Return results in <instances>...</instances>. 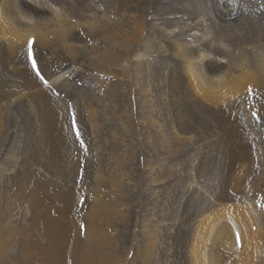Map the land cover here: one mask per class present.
I'll use <instances>...</instances> for the list:
<instances>
[{
  "label": "bare ground",
  "instance_id": "bare-ground-1",
  "mask_svg": "<svg viewBox=\"0 0 264 264\" xmlns=\"http://www.w3.org/2000/svg\"><path fill=\"white\" fill-rule=\"evenodd\" d=\"M56 4L53 0H0V99H9L16 107L19 102L28 103L33 108L34 159L44 168L55 169L54 185L62 186L60 190L48 188L53 177L40 175L36 166L30 173L4 171L6 177L8 172L13 176L10 186L0 190V264H130L133 259L135 264H155L149 260L157 256L149 223H145L149 239L139 249L137 244L131 245L135 248L131 257L127 255L130 248L125 253L118 250L117 227L125 220L122 208L117 207L114 194L109 197L98 168L87 175L88 171L72 168L66 153L71 109L69 113L66 103L52 94H66L69 107L78 114L77 121L93 138L95 130L102 127L99 123L106 125L98 121L97 113L102 116L100 107L113 98L110 83L117 79L116 83L122 84L114 75H123L124 63L138 47L158 53V75H184L188 83L193 78L198 98L203 95L205 99L206 122L217 139L213 140L216 160L213 147L207 146L206 184L201 179V184L194 186L186 179L185 190L192 189L195 196L190 195L184 205L191 215H182L189 221L196 214V226L184 232L186 224L181 218L180 227L169 228L183 240L184 264H264V0H158V9L152 6L158 12V23L147 26L144 40L139 18L118 15L117 21L98 17L94 26L84 28L92 40L88 50L82 44L89 40L77 34L71 17ZM227 32L243 37L242 46L238 44L230 59L213 51ZM133 57L139 61L141 55L136 52ZM32 59L38 63L36 69ZM174 59L177 68H166V61ZM142 70L150 71L147 64ZM74 77L87 85L86 95L82 86L73 82ZM81 93L84 98L76 102ZM142 96L139 107L147 112V118L150 97L147 92ZM55 130L60 132L56 136ZM155 139H160L159 152L169 158L191 142L177 132L169 138L159 133ZM9 158L3 157L0 166H6ZM79 172L82 180L73 187L70 173ZM201 212L204 215L199 217ZM164 227L169 225L158 224V231Z\"/></svg>",
  "mask_w": 264,
  "mask_h": 264
},
{
  "label": "rangeland",
  "instance_id": "rangeland-1",
  "mask_svg": "<svg viewBox=\"0 0 264 264\" xmlns=\"http://www.w3.org/2000/svg\"><path fill=\"white\" fill-rule=\"evenodd\" d=\"M46 1L50 2L51 0ZM53 1L57 3L55 5L57 9H60V11L62 10V13L71 17V20L76 26L75 29L77 34L79 33V35L81 34L80 37L82 36L81 38L89 40V42L86 40V43L82 44L87 48V50L92 40L90 37H86L87 35L84 28L94 26L98 17H103L104 19H117V21H119L120 15H128L133 18H139L141 20V24L143 25V33H141V38L143 37V40L144 38L146 39L145 34L147 35L146 31L148 30L149 24L158 23V21H156L158 18V12L155 11V9H158V0ZM167 1L170 2V0ZM30 15H32V12ZM145 22L147 24H145ZM242 38L243 37L239 36V33H224L221 35L218 41L219 43L213 47V51L216 55H222L226 57V59L235 57L234 54L237 53L238 44H241L242 46ZM156 41L162 42V40L160 41L159 39H156ZM134 52L140 53L141 57L139 61L142 62L141 64L138 60H134ZM133 53H131L132 56L130 55L131 60L124 63L125 66L123 75H114L116 78L119 77L122 79V84H119L120 81L119 83H116L117 79L110 83L112 84L111 88L113 91V98L104 104L106 107H100L104 113H102V116L97 113L99 119L97 120L99 122H106V125L104 126L101 125L102 123H99L102 127L95 130L93 138L92 136H87V133H85L81 124L77 121L76 116H78V114H75L74 108H70L71 105L69 100H67L68 98L66 99V94L62 95L63 97H60L58 96V93L55 94V92L52 91L54 96L60 98V101L63 100V103H66L67 106H65L68 108L69 113V109H71L70 114L67 112L69 114V117L67 116L69 123L68 131L71 132V137L68 140L66 153L68 152L70 155L71 163L73 164L72 168L74 170L77 168L80 172L88 171L85 173V175H87L89 172H92L93 169L98 168L99 171L103 173L101 177L106 182V190L109 197L115 196V198L118 199L116 202V204H118L117 207L122 208L121 211L125 216L123 225L117 227L118 239L116 240V245L120 252H128L130 248L127 255L131 257L132 253L135 252L134 246L131 245L137 244L139 249L140 246L149 239V232L146 231L147 228L145 226V223H149L150 226L148 229L151 231V235L155 236L154 250H157V256L152 257V259L150 258L149 260L154 261L155 264H181V262L184 264L185 252L183 249L185 246L181 244L183 240L177 239L176 232L169 230V228L172 227V225L175 227L174 229L180 227L183 224L182 219L185 220L184 223L186 224V227L182 228L184 232L189 231L192 227L196 226L195 224L197 221L195 220L197 219V215L195 214V216H193L194 218L191 220L188 219L189 221H187L186 217L189 213L191 215L192 212H188V210L186 212L184 211V205L187 200H191L190 197L192 195L195 196V194L191 191L192 189L189 188L190 190H185L187 187L186 179L191 180L192 184H195L194 186L200 185L203 180L204 184H206L205 180H207V173L209 170V163L207 161L209 155H206L208 154L206 151L208 150L207 148H210L211 146L213 148L214 146L217 148V145H215L216 143L213 144L215 134L206 122L207 107L204 105L205 99L203 95L198 98V89L195 88L196 85L193 84L195 83L193 78H190L189 80V82L194 85L192 87L190 83L184 79V75H158V53H153L150 50L142 51L139 47L134 50ZM220 59L221 58L219 57V60ZM166 62L169 63V66H165L166 68H177L178 64L176 63L178 62L175 59L172 60V62ZM37 64L38 63L35 65L37 66ZM146 64L148 70H152L151 73L150 71L147 74L143 72L142 69ZM29 66L31 65L29 64ZM67 74V77L70 78V72ZM35 76L39 78L42 75ZM211 76L215 77L217 75ZM72 79L76 85L80 84V88L82 86L80 90L85 94V90L87 89L85 82L81 81L80 77H74ZM172 79H174L176 85ZM145 92L149 94V103L151 104L149 116L147 118H145V116H147V112L143 110L142 107H139L140 100L143 99L142 95ZM203 94L206 97L204 92ZM76 97H74V99ZM80 98H84L82 93L80 97L76 98L78 99L76 102H79L81 100ZM3 102H6V104L0 105L3 106V108L0 107V132L2 134V138L0 139V161L3 157L10 158L7 165L3 163L6 166L2 164L0 166V170L2 171V174L0 175V190H4L6 185L10 186L11 184L10 178L13 174L9 176L10 172H8L9 174L7 173L8 176L6 177V173H4V171L6 172V169H12V172L14 171L19 174L20 172L18 171L26 172L28 170V173H30L31 170L35 171L36 167H38L37 171L40 175L43 174L45 177H48V179H51L52 177L53 179L56 178L57 175L55 174V169V171L50 169L51 166L44 168L43 165H39L41 163L38 164V161L34 159L36 156L35 151H37V146L33 140L35 136L33 108H30L29 104H24V102H19L20 106L16 107L15 103L13 105L12 103L10 104L9 99L2 100L1 98L0 103L2 104ZM4 105L6 107H4ZM57 129L58 128H56V130ZM74 129L77 130L75 131ZM56 130L54 131L55 136L58 133V130ZM87 130L88 128L86 127V131ZM173 132L189 137L191 140L190 145L180 149L182 154L174 153L172 154V158L164 157V153L161 151L159 152L158 143V141L163 138L158 139V141L155 138L159 135V133L162 134L164 138H169L172 136ZM55 136L54 139H56ZM165 140L166 142H169V140ZM214 141L216 142L217 139ZM47 148L49 147L47 146ZM213 148L212 154H217L216 148ZM192 153L195 155L190 157ZM216 154L213 155L215 160L217 157ZM185 156L187 157L185 158ZM77 158L80 159L78 160ZM11 163L12 165H10ZM13 166L14 168H12ZM70 174L73 179L72 185L74 187L76 184L81 182L82 174ZM173 174L175 176H173ZM65 177L67 178L66 175ZM113 179L114 182L112 183L111 180ZM50 181H52V179ZM50 181L47 182V185L50 183L48 188L50 187L52 190L61 189L62 186L59 187L57 181L54 185L55 179L52 182ZM33 183L34 182L32 181V186H34ZM121 183L126 186H123ZM66 187L71 189L68 187V183H66ZM205 189V187L202 188V192L206 191ZM183 190L186 191L187 194L182 197L184 192ZM196 199L198 198L196 197ZM182 214L186 215V217ZM76 215L77 214L74 216ZM200 215L199 217H202L204 213L201 212ZM161 223L167 224L169 227L166 229L164 227L158 231V224ZM187 223L190 226H188ZM191 224L194 225L191 226ZM154 229L155 231L152 232ZM183 239L185 241L184 236ZM178 245L181 246L179 247ZM130 264H135L134 259Z\"/></svg>",
  "mask_w": 264,
  "mask_h": 264
},
{
  "label": "snow or ice",
  "instance_id": "snow-or-ice-1",
  "mask_svg": "<svg viewBox=\"0 0 264 264\" xmlns=\"http://www.w3.org/2000/svg\"><path fill=\"white\" fill-rule=\"evenodd\" d=\"M31 43H32V41H29V45H31ZM29 58L31 59V53H29ZM36 67V65H35V63L33 62V68H35Z\"/></svg>",
  "mask_w": 264,
  "mask_h": 264
}]
</instances>
